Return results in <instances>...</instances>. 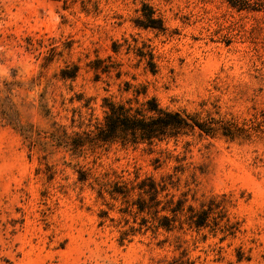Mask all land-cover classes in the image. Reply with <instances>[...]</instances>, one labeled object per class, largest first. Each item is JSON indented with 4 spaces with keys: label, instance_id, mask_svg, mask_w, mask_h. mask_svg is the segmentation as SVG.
Returning <instances> with one entry per match:
<instances>
[{
    "label": "rangeland",
    "instance_id": "rangeland-1",
    "mask_svg": "<svg viewBox=\"0 0 264 264\" xmlns=\"http://www.w3.org/2000/svg\"><path fill=\"white\" fill-rule=\"evenodd\" d=\"M143 3L165 31L135 26ZM124 39L153 48L155 73ZM115 40L124 44L118 53ZM108 56L122 74L96 80L89 63ZM73 64L77 77L61 79V69ZM5 80L20 84L12 98L22 120L43 131L53 121L71 132L101 120L104 97L134 96L125 81L145 85L163 106L218 111L241 124L264 111V10H238L223 0H0L1 86ZM176 166L183 172L172 191L194 194L196 206L224 199L233 233L159 229L120 243L134 223L127 216L124 225L119 201L97 196L95 177L159 179ZM79 168L90 170L87 181L78 180ZM0 245L8 264H264V135L114 143L75 157L64 149L31 151L0 122Z\"/></svg>",
    "mask_w": 264,
    "mask_h": 264
},
{
    "label": "trees",
    "instance_id": "trees-1",
    "mask_svg": "<svg viewBox=\"0 0 264 264\" xmlns=\"http://www.w3.org/2000/svg\"><path fill=\"white\" fill-rule=\"evenodd\" d=\"M223 1L238 10H264V0ZM134 24L139 28L162 32L166 29L162 18L155 15L154 8L147 3H143L140 15L134 20ZM124 43L128 51L134 50L139 60L145 61L150 72L157 71L153 48L149 44L131 45L127 39H124ZM123 45L117 40L113 41L112 51L118 53ZM89 66L94 71L96 80L102 74L110 75L114 72L118 78L122 74L121 64L112 60L110 56L96 57ZM78 71L77 64L66 66L61 69L60 78L74 80ZM124 84V90L127 92L131 90L133 97L124 101H116L110 96L104 97L103 118L96 120L87 128L69 132L65 126L55 121L51 123L50 129L45 131L38 129L30 122H24L12 98L13 89L20 84L17 81L5 80L2 86L0 85V122L15 129L31 151L34 148L42 152L64 149L75 157L114 143L146 144L152 147L171 140L178 142L183 137L195 134L209 137L221 136L229 140H250L254 136L264 135V111L259 116L255 115L254 118L240 124L226 119L218 111H215L217 115H214L208 111L203 114L201 111L163 106L156 97L148 96L145 85L134 86L129 81H125ZM140 95L143 96L142 100L139 98ZM42 110L45 116L50 115V110L45 105H42ZM179 172H183V168L176 166L174 173L162 175L159 179L153 175H136L133 179L127 180L95 177L98 185L97 196L105 199L108 195L111 200L119 201L118 212L123 215L124 225H129L128 217L132 218L134 223L121 231L120 243L127 239L130 241L129 236L145 233L148 230L155 232L159 229L167 232L184 229L200 231L211 227L214 231L233 233L232 228L235 225L229 223L224 199L213 196L207 200H201L196 206L192 203L197 200L194 194L189 197V191H183L179 195L172 191L178 189L180 179L174 178ZM77 173L78 180L82 182L87 181L91 175L89 169L83 168H79ZM110 208H114V204H111ZM99 216L107 217V211L102 210ZM239 258H242L241 255ZM0 259L6 261V264L9 263L1 256Z\"/></svg>",
    "mask_w": 264,
    "mask_h": 264
}]
</instances>
